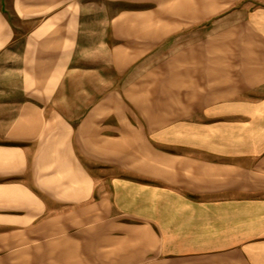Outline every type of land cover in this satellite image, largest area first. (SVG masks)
I'll return each instance as SVG.
<instances>
[{
    "label": "crops",
    "instance_id": "0c3cea01",
    "mask_svg": "<svg viewBox=\"0 0 264 264\" xmlns=\"http://www.w3.org/2000/svg\"><path fill=\"white\" fill-rule=\"evenodd\" d=\"M0 264H264V0H0Z\"/></svg>",
    "mask_w": 264,
    "mask_h": 264
},
{
    "label": "rangeland",
    "instance_id": "374dc122",
    "mask_svg": "<svg viewBox=\"0 0 264 264\" xmlns=\"http://www.w3.org/2000/svg\"><path fill=\"white\" fill-rule=\"evenodd\" d=\"M193 36H191L190 38H192ZM184 39H187V38H184Z\"/></svg>",
    "mask_w": 264,
    "mask_h": 264
}]
</instances>
